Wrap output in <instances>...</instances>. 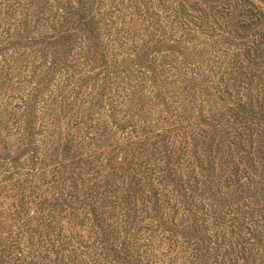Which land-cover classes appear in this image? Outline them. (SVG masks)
<instances>
[{"label":"rangeland","instance_id":"rangeland-1","mask_svg":"<svg viewBox=\"0 0 264 264\" xmlns=\"http://www.w3.org/2000/svg\"><path fill=\"white\" fill-rule=\"evenodd\" d=\"M14 249L264 264V0H0V264Z\"/></svg>","mask_w":264,"mask_h":264},{"label":"trees","instance_id":"trees-1","mask_svg":"<svg viewBox=\"0 0 264 264\" xmlns=\"http://www.w3.org/2000/svg\"><path fill=\"white\" fill-rule=\"evenodd\" d=\"M12 242H13V244H14V248H15V242L12 240ZM13 252H15V253H18V255H21L20 257V259H21V261H19V262H21V264H23L22 263V259L24 258L22 255H23V253L20 251V250H15L14 249V251ZM2 256H3V253H2V250H0V259L2 260L3 258H2Z\"/></svg>","mask_w":264,"mask_h":264}]
</instances>
